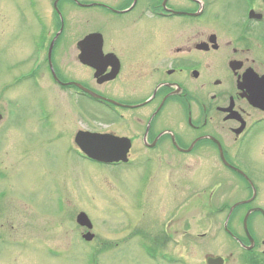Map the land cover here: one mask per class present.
I'll return each instance as SVG.
<instances>
[{"label":"flooded vegetation","instance_id":"flooded-vegetation-1","mask_svg":"<svg viewBox=\"0 0 264 264\" xmlns=\"http://www.w3.org/2000/svg\"><path fill=\"white\" fill-rule=\"evenodd\" d=\"M242 3L243 15L230 28L208 14L207 0H18V27L6 29L7 41L30 55L15 69L21 71L11 85L38 86L47 65L59 91L114 117L104 129H76L68 152L89 161L77 146L79 134L116 140L127 162L108 167L143 169L134 192H145L146 198L161 156L194 160L180 163L181 171L161 163L156 186L166 187L161 233L166 252L159 254L152 243L144 248L147 258L185 264L184 252L200 251L203 264H264V174L256 176L246 159L264 147V64L251 53L252 46L264 50V35L253 33L255 26L264 31V9L252 0ZM71 9L96 11L102 21L68 42L65 10ZM66 45L93 86L63 74L59 64ZM37 107L39 120L51 127L48 110ZM168 110L176 112L187 135L162 127ZM54 134L64 136L57 130L48 136ZM32 145L26 148L31 151ZM256 159L260 170L264 153ZM192 181L200 184L191 187ZM203 198L214 213L187 217L185 208ZM137 212L126 223L132 234ZM193 236L212 244L184 242Z\"/></svg>","mask_w":264,"mask_h":264},{"label":"rangeland","instance_id":"rangeland-1","mask_svg":"<svg viewBox=\"0 0 264 264\" xmlns=\"http://www.w3.org/2000/svg\"><path fill=\"white\" fill-rule=\"evenodd\" d=\"M17 1L0 0V114L3 116L0 120V264H165L159 256L156 260L147 258L144 248L155 243L160 248L159 254L166 252L161 236L166 187L160 185L158 188L157 178L160 180L163 176L161 163L167 162L181 171L179 164L183 162L174 154L168 161L161 156L158 166L161 168L146 198L145 192H134L143 169L133 179L138 169L100 166L68 152L65 148L70 145L76 129H104L114 117L75 95L71 97L59 91L49 78L47 65L40 69L38 86L30 82L11 85L21 71L15 69L30 56L5 36L7 28L14 31L18 27ZM252 3L255 8L264 9L261 0H252ZM206 6L209 15L230 28L240 21L246 8L242 0H207ZM65 13L71 28L68 42L96 29L98 21H102L96 11L87 13L71 9ZM226 29L224 27L221 33H226ZM253 33L264 35L262 27L255 26ZM251 50L257 64H264L263 49L252 46ZM60 60L66 78L87 81L93 86L90 75L86 76L75 62L71 45L64 47ZM261 68L264 70L263 65ZM39 105L45 107L41 110H48L51 127L39 120ZM162 127L187 135L173 110L167 111ZM52 130L64 136L49 137ZM31 143L30 151L26 146ZM262 153L264 147L246 158L251 171L258 174L256 176L264 174L263 163L260 170L255 166L256 158ZM181 159L183 164L194 163L190 158ZM201 177L210 178L204 174ZM195 184L200 182L192 181L191 187ZM204 199L196 201L194 207H186V216H211L214 211L203 206ZM136 211V221L132 220L135 233L132 234L126 223ZM80 212H84L93 225L91 242L81 238L86 230L75 221ZM184 242L212 244L210 238L203 241L197 236L186 238ZM182 255L185 264L204 263L200 251H186Z\"/></svg>","mask_w":264,"mask_h":264},{"label":"water","instance_id":"water-1","mask_svg":"<svg viewBox=\"0 0 264 264\" xmlns=\"http://www.w3.org/2000/svg\"><path fill=\"white\" fill-rule=\"evenodd\" d=\"M77 144L81 150L90 158L101 163H115L119 161H126L125 153L119 154L116 147L118 142L110 140L107 137L92 134H79L76 139ZM77 223L81 226L91 228V224L87 216L83 213L77 217ZM88 241L90 236L85 237Z\"/></svg>","mask_w":264,"mask_h":264},{"label":"bare ground","instance_id":"bare-ground-1","mask_svg":"<svg viewBox=\"0 0 264 264\" xmlns=\"http://www.w3.org/2000/svg\"><path fill=\"white\" fill-rule=\"evenodd\" d=\"M139 174V171H137L134 175H133V179H135L137 177V175Z\"/></svg>","mask_w":264,"mask_h":264}]
</instances>
